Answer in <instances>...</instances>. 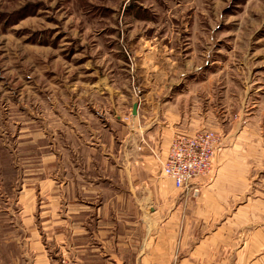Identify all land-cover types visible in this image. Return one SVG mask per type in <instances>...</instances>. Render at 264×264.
<instances>
[{"label": "rangeland", "instance_id": "rangeland-1", "mask_svg": "<svg viewBox=\"0 0 264 264\" xmlns=\"http://www.w3.org/2000/svg\"><path fill=\"white\" fill-rule=\"evenodd\" d=\"M146 100L173 129L264 131V0H0V211L75 163L81 133L141 131ZM176 192L175 222L204 225Z\"/></svg>", "mask_w": 264, "mask_h": 264}, {"label": "crops", "instance_id": "crops-1", "mask_svg": "<svg viewBox=\"0 0 264 264\" xmlns=\"http://www.w3.org/2000/svg\"><path fill=\"white\" fill-rule=\"evenodd\" d=\"M148 102L131 104L142 123L133 137L119 131L117 145L96 125L80 134L85 143L75 163L61 162L60 177L27 179L12 209L0 211L9 219H0V264H58L63 256L72 264H264V131L225 139L216 177L198 179L201 196L189 207L195 217L203 201L204 225L181 226L180 208L165 209L181 197L162 162L174 133L195 131L171 128L161 103Z\"/></svg>", "mask_w": 264, "mask_h": 264}, {"label": "built area", "instance_id": "built-area-1", "mask_svg": "<svg viewBox=\"0 0 264 264\" xmlns=\"http://www.w3.org/2000/svg\"><path fill=\"white\" fill-rule=\"evenodd\" d=\"M225 139L221 132L211 129L175 133L167 158L162 162L163 176L171 179L175 189L183 194L199 196L201 184L198 179L212 175L216 156L223 149ZM58 264L72 263L63 256Z\"/></svg>", "mask_w": 264, "mask_h": 264}, {"label": "water", "instance_id": "water-1", "mask_svg": "<svg viewBox=\"0 0 264 264\" xmlns=\"http://www.w3.org/2000/svg\"><path fill=\"white\" fill-rule=\"evenodd\" d=\"M137 108H138V103H135L133 106V113L136 114L137 113Z\"/></svg>", "mask_w": 264, "mask_h": 264}]
</instances>
